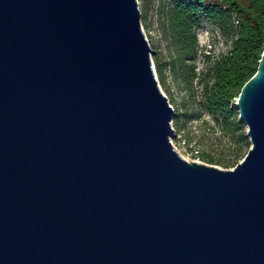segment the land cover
Returning a JSON list of instances; mask_svg holds the SVG:
<instances>
[{
	"label": "water",
	"instance_id": "1",
	"mask_svg": "<svg viewBox=\"0 0 264 264\" xmlns=\"http://www.w3.org/2000/svg\"><path fill=\"white\" fill-rule=\"evenodd\" d=\"M139 0H0V264H264V52L232 170L172 144Z\"/></svg>",
	"mask_w": 264,
	"mask_h": 264
},
{
	"label": "trees",
	"instance_id": "2",
	"mask_svg": "<svg viewBox=\"0 0 264 264\" xmlns=\"http://www.w3.org/2000/svg\"><path fill=\"white\" fill-rule=\"evenodd\" d=\"M162 9L172 56L168 64L154 56L159 83L164 92L170 93L166 85L167 68L188 90L198 82L202 98L197 119L202 114L209 116L228 136L233 152L226 161L204 155L194 157L210 165L234 168L251 148L247 127L239 119L234 103L246 82L256 74L264 52V0H169ZM141 20H145L143 14ZM203 22L212 24L221 37L231 43V48L215 60L205 56L208 66L200 74L196 64L201 51L198 36ZM172 103L174 101L170 100ZM175 112L173 127L177 131L180 121L187 119L188 114Z\"/></svg>",
	"mask_w": 264,
	"mask_h": 264
},
{
	"label": "rangeland",
	"instance_id": "3",
	"mask_svg": "<svg viewBox=\"0 0 264 264\" xmlns=\"http://www.w3.org/2000/svg\"><path fill=\"white\" fill-rule=\"evenodd\" d=\"M166 2L169 0H139L141 17L142 14L145 16L142 26L151 48L156 53L153 55V61L154 56L157 55L164 64H168L172 56V47L164 31L165 14L162 6ZM198 38L201 51L196 66L201 74L208 66L205 56H210L212 60H215L229 51L231 43L225 41L218 30L208 22L202 23ZM166 85L170 93L164 92L161 88L169 101H174L171 106L180 113L188 114L187 119L180 121L177 131L174 129L175 136L172 143L177 152L189 162L205 163L200 158L194 157L202 155L211 156L216 160H229L233 147L230 146L228 136L209 116L202 114L201 118L197 119L200 116L199 102L202 98L198 82H195L193 89L188 90L167 68ZM215 166L223 170L235 168Z\"/></svg>",
	"mask_w": 264,
	"mask_h": 264
},
{
	"label": "built area",
	"instance_id": "4",
	"mask_svg": "<svg viewBox=\"0 0 264 264\" xmlns=\"http://www.w3.org/2000/svg\"><path fill=\"white\" fill-rule=\"evenodd\" d=\"M173 144V143H172ZM174 146V145H173Z\"/></svg>",
	"mask_w": 264,
	"mask_h": 264
}]
</instances>
